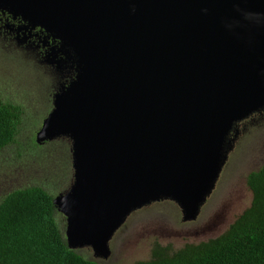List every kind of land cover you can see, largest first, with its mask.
<instances>
[{
    "label": "water",
    "instance_id": "obj_1",
    "mask_svg": "<svg viewBox=\"0 0 264 264\" xmlns=\"http://www.w3.org/2000/svg\"><path fill=\"white\" fill-rule=\"evenodd\" d=\"M74 57L35 143L69 140L51 199L68 248L107 256L132 211L168 199L192 219L233 121L264 108V0H0Z\"/></svg>",
    "mask_w": 264,
    "mask_h": 264
},
{
    "label": "rangeland",
    "instance_id": "obj_2",
    "mask_svg": "<svg viewBox=\"0 0 264 264\" xmlns=\"http://www.w3.org/2000/svg\"><path fill=\"white\" fill-rule=\"evenodd\" d=\"M2 11L17 17L7 7L0 8ZM22 21L31 28L34 26L32 20L22 18ZM62 52L66 56L64 66L74 70L75 77L73 54L66 47ZM49 54L50 62L44 65L51 64L57 71L51 68L53 73L47 74L27 53L0 49V97L22 107L18 142L25 138L24 146L34 141L35 133L52 108L53 95L66 91L74 80L64 83L66 70L59 69L52 51ZM251 114L232 122L227 135L229 143L223 145L221 169L194 218L182 220L179 207L168 199L150 202L125 217L106 245L105 258L85 249L90 254L89 259L97 264H135L148 261L151 248L156 244L175 252L185 245L206 242L222 234L250 203L245 176L264 165V108ZM61 141H67L69 148V140L64 137L44 142L50 155L49 151L41 149L30 155L27 153L30 150L19 149L17 144L4 148L0 152V195L13 188L33 185L51 196L63 193L71 183L72 170L67 145L62 143L60 148ZM15 155L21 156L12 159Z\"/></svg>",
    "mask_w": 264,
    "mask_h": 264
},
{
    "label": "trees",
    "instance_id": "obj_3",
    "mask_svg": "<svg viewBox=\"0 0 264 264\" xmlns=\"http://www.w3.org/2000/svg\"><path fill=\"white\" fill-rule=\"evenodd\" d=\"M22 116L20 105L0 97V152L11 144L30 150V155L40 149L49 151L44 142L29 141L26 146L25 138L18 142ZM66 142L61 141L60 148ZM245 184L250 203L222 234L175 252L156 244L148 261L135 264H264V165L248 173ZM52 198L48 191L34 185L0 195V264H97L89 259L85 250L92 252L89 247H67L63 218L52 206Z\"/></svg>",
    "mask_w": 264,
    "mask_h": 264
},
{
    "label": "flooded vegetation",
    "instance_id": "obj_4",
    "mask_svg": "<svg viewBox=\"0 0 264 264\" xmlns=\"http://www.w3.org/2000/svg\"><path fill=\"white\" fill-rule=\"evenodd\" d=\"M3 48H12L27 53L38 66L45 69L47 74L52 72L51 70L57 71L56 67L54 69L50 63L49 66L44 65L46 62H50L49 53L52 51L58 59L59 69L66 70V75L63 77L64 83L74 78V70H67L64 66L66 56H64L62 49L65 47L60 41L55 40L43 29L37 26L31 28L20 17H12L4 11L0 12V49ZM226 143H229L228 136Z\"/></svg>",
    "mask_w": 264,
    "mask_h": 264
}]
</instances>
